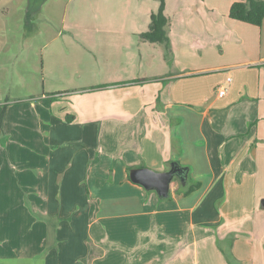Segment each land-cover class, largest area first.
<instances>
[{"label":"crops","instance_id":"obj_1","mask_svg":"<svg viewBox=\"0 0 264 264\" xmlns=\"http://www.w3.org/2000/svg\"><path fill=\"white\" fill-rule=\"evenodd\" d=\"M112 1L50 32L48 91L3 110L0 264H264V24L164 0L168 47L141 37L160 0ZM172 161L199 187L161 199L127 172Z\"/></svg>","mask_w":264,"mask_h":264},{"label":"rangeland","instance_id":"obj_2","mask_svg":"<svg viewBox=\"0 0 264 264\" xmlns=\"http://www.w3.org/2000/svg\"><path fill=\"white\" fill-rule=\"evenodd\" d=\"M104 3L110 7L114 1L0 0V108L2 110L10 107L16 109L21 103H25L24 107H26V104L36 99L33 95L48 91L47 70L44 63L50 32L58 30L63 23H80L86 20L95 22L99 16L98 7ZM261 173L262 171L258 170V177L261 179L257 193L264 195V173ZM246 184L250 185V183ZM233 198L237 200L233 203V210L238 211L241 201L249 204L252 195L251 192L243 191L237 196L234 191ZM240 264L244 262L241 261Z\"/></svg>","mask_w":264,"mask_h":264},{"label":"trees","instance_id":"obj_3","mask_svg":"<svg viewBox=\"0 0 264 264\" xmlns=\"http://www.w3.org/2000/svg\"><path fill=\"white\" fill-rule=\"evenodd\" d=\"M229 16L252 25L262 26L264 24V0H234L229 8ZM167 23L164 0H160L158 9L150 15L148 30L142 32L141 37L150 42H162L168 46ZM3 110L0 113V120ZM131 168V166H127L128 173ZM199 183L198 181H192L188 176L186 183L180 184L176 192L187 195L198 188ZM231 237L233 238V236ZM221 250L228 264H240L230 249L226 251L221 248Z\"/></svg>","mask_w":264,"mask_h":264},{"label":"water","instance_id":"obj_4","mask_svg":"<svg viewBox=\"0 0 264 264\" xmlns=\"http://www.w3.org/2000/svg\"><path fill=\"white\" fill-rule=\"evenodd\" d=\"M131 181L143 186L146 190H154L161 199L168 198L170 184L177 178L185 184L188 178V167L172 161L166 170L156 171L149 167H132L129 170Z\"/></svg>","mask_w":264,"mask_h":264},{"label":"built area","instance_id":"obj_5","mask_svg":"<svg viewBox=\"0 0 264 264\" xmlns=\"http://www.w3.org/2000/svg\"><path fill=\"white\" fill-rule=\"evenodd\" d=\"M231 81V75L227 74L225 79L217 86L216 88V94L219 96L224 95L226 92V89Z\"/></svg>","mask_w":264,"mask_h":264}]
</instances>
